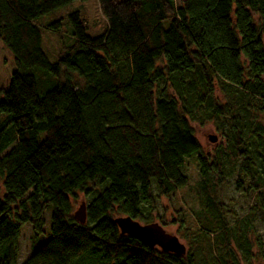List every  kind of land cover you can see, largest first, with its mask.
Returning a JSON list of instances; mask_svg holds the SVG:
<instances>
[{"label": "trees", "instance_id": "trees-1", "mask_svg": "<svg viewBox=\"0 0 264 264\" xmlns=\"http://www.w3.org/2000/svg\"><path fill=\"white\" fill-rule=\"evenodd\" d=\"M74 1L88 0H0L13 58L0 89V264H18L24 224L33 244L47 241L23 264H239L232 244L247 261L253 220L229 222L221 195L236 176L264 214V0H97L102 34L69 13V42L51 63L43 30L61 20L37 21ZM210 120L223 138L212 156L191 126ZM191 156L195 235L212 253L202 263L150 250L113 223L150 224L156 200L187 186ZM78 193L90 198L84 224L72 212Z\"/></svg>", "mask_w": 264, "mask_h": 264}, {"label": "rangeland", "instance_id": "rangeland-1", "mask_svg": "<svg viewBox=\"0 0 264 264\" xmlns=\"http://www.w3.org/2000/svg\"><path fill=\"white\" fill-rule=\"evenodd\" d=\"M71 12H78L86 28V34L92 37L101 35L105 29V20L101 15L97 0H88L85 2L74 1L54 12L40 18L37 23L41 26H49L53 21L61 20V27L57 31L48 29L43 30L42 49L51 63L57 59L61 51L62 44H67L70 38V26L67 22V15ZM43 27V28H44ZM42 28V29H43ZM13 65L11 53L0 41V89L7 86L10 80V67ZM218 102L222 104L225 100L221 94H216ZM260 128L264 131V113L257 117ZM195 139L200 144L203 153L210 156L214 150L223 144V138L214 121H206L202 125L191 124ZM43 134H41V137ZM209 137H215V142H210ZM264 142V137H263ZM256 163L259 164V156L254 154ZM182 171L188 179L185 188L177 191L169 198H159L156 200L154 218L151 223H156L162 227L165 233L176 237L180 244L185 247V252L190 253L197 262H204L212 253L207 249V245L201 243L196 237L195 232L198 225L194 214L200 209V201L196 192V183L199 180V168L195 156L188 157L183 164ZM236 176L226 180L221 202L229 212L227 219L233 222L235 218L239 219L249 215L253 220L252 230L246 234L251 245V257L247 261L243 260L240 252L234 244L231 245L233 253L239 264H264V214L259 210L251 211L253 200L251 194H245L243 190L247 185L242 184L243 190H235ZM2 189L0 187V196ZM90 198L81 193L72 199V212L74 213L81 203L86 206ZM122 217L114 215V218ZM49 213H46V224L44 230H48ZM140 225H144L138 222ZM164 224V225H162ZM47 241L44 236L39 244H33L31 241V227L24 224L20 231L19 239V259L18 264H23L39 247Z\"/></svg>", "mask_w": 264, "mask_h": 264}, {"label": "water", "instance_id": "water-1", "mask_svg": "<svg viewBox=\"0 0 264 264\" xmlns=\"http://www.w3.org/2000/svg\"><path fill=\"white\" fill-rule=\"evenodd\" d=\"M215 137H209L210 142H215ZM74 219L79 224L86 220L85 204L81 203L73 213ZM119 233L137 240L148 249L158 248L163 253L173 254L177 257L185 255V247L178 239L164 232L162 227L156 223L140 225L129 217H117L113 220Z\"/></svg>", "mask_w": 264, "mask_h": 264}]
</instances>
